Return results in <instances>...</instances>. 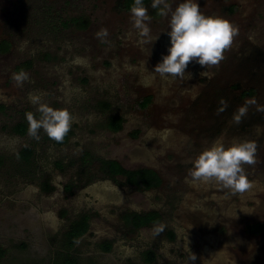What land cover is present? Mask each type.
I'll return each instance as SVG.
<instances>
[{"label":"rangeland","instance_id":"374dc122","mask_svg":"<svg viewBox=\"0 0 264 264\" xmlns=\"http://www.w3.org/2000/svg\"><path fill=\"white\" fill-rule=\"evenodd\" d=\"M123 1L0 0V44H9L0 52V264H55L66 253L78 264H264V0H195L238 35L218 65L192 62L183 78L153 72L168 54L170 15L146 5L159 39L142 43ZM181 2L167 0L173 10ZM102 28L108 35L99 38ZM21 72L28 79L18 83ZM30 95L72 114L65 143L43 130L39 138L13 132L27 113L39 118ZM117 117L114 132L107 124ZM217 139L257 143L244 192L190 175ZM26 147L30 166L17 161ZM100 160L152 169L161 185L141 190L108 177ZM152 211L156 224L134 229L126 220ZM82 216L89 230L70 249L65 232ZM258 223L262 232L249 233Z\"/></svg>","mask_w":264,"mask_h":264},{"label":"clouds","instance_id":"9594fccd","mask_svg":"<svg viewBox=\"0 0 264 264\" xmlns=\"http://www.w3.org/2000/svg\"><path fill=\"white\" fill-rule=\"evenodd\" d=\"M151 7L160 8L161 15H170V31L167 32L170 37L168 54L162 56V61L153 70L163 78H183L192 62L202 68L218 65L224 59V52L230 48L238 35V27L224 18L204 15L195 0H183L174 10L167 0H153ZM130 18L141 37L146 38L142 43H152L159 39V36L151 37V17L144 0H134L130 8ZM107 35V29L103 28L97 33L99 38ZM201 75H207V72H202ZM14 78L18 83H22L28 79V74L21 72ZM30 100L39 105L40 115L37 118L32 112L26 114L29 134L39 138V131L43 130L50 139L62 142L71 130L74 121L72 114L66 108L54 109L41 103L40 96L30 95ZM246 112V107L239 108L238 114L234 116L235 122L239 123ZM257 148L255 141H234L226 147L222 139H217L192 161L190 175L198 181L215 182L244 192L251 187L244 166L256 163Z\"/></svg>","mask_w":264,"mask_h":264},{"label":"trees","instance_id":"16d2710c","mask_svg":"<svg viewBox=\"0 0 264 264\" xmlns=\"http://www.w3.org/2000/svg\"><path fill=\"white\" fill-rule=\"evenodd\" d=\"M134 0H124L122 6L125 10L130 11V8L133 4ZM153 3V0H144V5H148ZM71 23L77 24L79 28H86L87 20L75 18L71 19ZM5 46V45H4ZM6 48L8 46H5ZM4 47V50L6 48ZM250 95V93H246ZM150 97H147L142 102V106L145 107L150 102ZM108 128L112 131H118L121 128V119L116 118L108 124ZM13 131L19 135H23L27 131V126L24 123L17 124ZM33 159V150L26 147L22 148L17 154V161L19 164H23L25 166H30L31 161ZM6 163V158L0 155V168ZM102 170L111 177H121L125 180V182L129 185L134 186L138 189L143 190H151L157 188L161 184V179L152 170L149 169H138V170H127L123 168L116 161H104L102 162ZM161 217L157 212H148L144 214H129L126 216L127 222L134 228L139 229L144 226H149L152 224H156L160 221ZM261 226L258 225L257 230H260ZM89 229V221L87 216H82L79 219L73 221L68 226V229L65 232V238L67 241V246L71 249L74 244L84 236ZM5 251L0 248V259L3 258ZM149 263H151L155 255L152 252L146 254ZM63 258L60 262L55 264H78L77 260L71 256L69 253L62 255Z\"/></svg>","mask_w":264,"mask_h":264},{"label":"flooded vegetation","instance_id":"af4514ba","mask_svg":"<svg viewBox=\"0 0 264 264\" xmlns=\"http://www.w3.org/2000/svg\"><path fill=\"white\" fill-rule=\"evenodd\" d=\"M85 29V28H84ZM8 46L7 48L5 47V46ZM4 47L6 48V50H4ZM8 49H9V44L7 43V42H5V41H3V42H1V44H0V52H3V53H5V52H7L8 51ZM25 66L27 65V66H30V63H25L24 64ZM19 70L21 69L20 67L18 68ZM245 95H247L246 93H244ZM250 95H251V93H250ZM250 95H248V96H250ZM147 98V97H146ZM151 99V98H150ZM24 113L26 114L27 112L26 111H24ZM117 118H120V117H117ZM116 119V118H115ZM121 119V128H122V118H120ZM112 120H114V119H112ZM112 120H110V121H112ZM110 121L108 122V124L110 123ZM20 123H24V124H26V126H27V131H26V133L25 134H23V135H20V136H25L26 134H27V132L29 131L28 129H29V125H28V121H27V119H26V116L25 117H23V120L21 121V122H18L17 124H20ZM16 124V125H17ZM108 124H107V128H108ZM15 125V126H16ZM14 126V127H15ZM13 127V128H14ZM120 128V129H121ZM109 129V128H108ZM119 129V130H120ZM110 130V129H109ZM118 130V131H119ZM112 131V130H111ZM14 132V131H13ZM114 132H117V131H114ZM15 133V132H14ZM15 134H17V133H15ZM17 135H19V134H17ZM66 140H67V135L65 136V138H64V140L62 141V142H57L58 144H63V143H65L66 142ZM28 148H30V147H28ZM30 149H32V148H30ZM33 150V149H32ZM2 156V155H1ZM33 156H34V150H33ZM104 161H115V160H100L98 163H99V166H100V170L106 175V176H108V177H111V176H109V175H107L103 170H102V162H104ZM117 162V161H116ZM119 163V162H118ZM120 164V163H119ZM121 165V164H120ZM4 166V165H3ZM2 166V167H3ZM122 166V165H121ZM1 167V168H2ZM123 167V166H122ZM0 168V169H1ZM124 168V167H123ZM126 169V168H125ZM140 169H148V168H140ZM127 170H138V169H127ZM149 170H152V169H149ZM152 171H154V170H152ZM155 172V171H154ZM155 173H157V172H155ZM158 175V174H157ZM159 176V175H158ZM111 178H116V177H111ZM160 178V177H159ZM161 179V178H160ZM125 181V180H124ZM127 184V183H126ZM129 185V184H128ZM161 185V184H160ZM130 186H132V185H130ZM134 187V186H133ZM153 212V211H152ZM155 212V211H154ZM158 213V212H157ZM159 214V213H158ZM160 215V214H159ZM161 217V216H160ZM161 220V219H160ZM88 221H89V218H88ZM258 225H260L261 226V229L260 230H257V227H258ZM150 226V225H149ZM89 227H90V225H89ZM144 227H146V226H144ZM142 228V227H141ZM140 229V228H139ZM262 229H263V225L261 224V223H258V224H256L255 226H252V227H248V232L249 233H251V234H259L260 232H262ZM89 230V229H88Z\"/></svg>","mask_w":264,"mask_h":264}]
</instances>
